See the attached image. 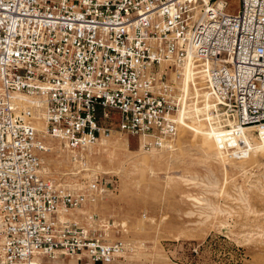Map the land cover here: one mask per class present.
Segmentation results:
<instances>
[{"label": "built area", "instance_id": "built-area-1", "mask_svg": "<svg viewBox=\"0 0 264 264\" xmlns=\"http://www.w3.org/2000/svg\"><path fill=\"white\" fill-rule=\"evenodd\" d=\"M236 1L0 0V264H111L123 249L96 233L94 214L72 215L102 179L78 191L44 177V138L72 162L112 132L160 149L177 132L188 64L231 111L233 128L216 122L225 137L264 125V0Z\"/></svg>", "mask_w": 264, "mask_h": 264}, {"label": "rangeland", "instance_id": "rangeland-1", "mask_svg": "<svg viewBox=\"0 0 264 264\" xmlns=\"http://www.w3.org/2000/svg\"><path fill=\"white\" fill-rule=\"evenodd\" d=\"M226 1L234 10L237 1ZM181 71L180 127L163 147L145 151L146 138L112 132L72 162L57 140L44 138L43 176L78 191L93 175L102 179L94 203L72 215L85 223L94 214L104 242L122 243L111 264H264V127L225 137L216 122L233 128L231 112L199 91L191 67ZM232 147L235 158L223 151Z\"/></svg>", "mask_w": 264, "mask_h": 264}, {"label": "bare ground", "instance_id": "bare-ground-1", "mask_svg": "<svg viewBox=\"0 0 264 264\" xmlns=\"http://www.w3.org/2000/svg\"><path fill=\"white\" fill-rule=\"evenodd\" d=\"M202 1H206V0H202ZM189 65V64H188ZM188 65H185L184 67H183V71H181L182 72V74H183V76H185V73L189 70V68L190 67H188ZM180 93H181V91H180ZM182 94V93H181ZM181 94H180V96H181ZM182 97H180V108L178 109V111H177V114H176V119H175V121H176V124H177V128H179L180 127V125H179V119H178V113H179V111H180V109H181V107H182ZM218 104V103H217ZM185 111H186V113H193V114H201L202 116L204 115V113L201 111V110H199V109H197V108H193V109H189L188 107H185V109H184ZM231 112V111H230ZM257 127H259V126H255V127H247V128H244V129H253V128H257ZM261 127H264V125H261ZM44 129V125H43V127L41 128V130H43ZM161 147H163V142H162V146ZM160 147V148H161ZM46 148V147H45ZM153 150V149H152ZM148 151H150V150H148ZM33 261V260H32ZM31 261V262H32Z\"/></svg>", "mask_w": 264, "mask_h": 264}]
</instances>
